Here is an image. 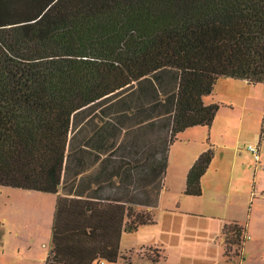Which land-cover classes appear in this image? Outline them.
Segmentation results:
<instances>
[{"label":"trees","instance_id":"obj_1","mask_svg":"<svg viewBox=\"0 0 264 264\" xmlns=\"http://www.w3.org/2000/svg\"><path fill=\"white\" fill-rule=\"evenodd\" d=\"M164 69L178 75L170 138L210 128L217 80L264 83V0H0V188L55 196L44 264H115L122 233L154 223L57 192L72 115ZM212 156L190 167L184 195L200 196ZM222 236L232 264L244 228Z\"/></svg>","mask_w":264,"mask_h":264},{"label":"crops","instance_id":"obj_2","mask_svg":"<svg viewBox=\"0 0 264 264\" xmlns=\"http://www.w3.org/2000/svg\"><path fill=\"white\" fill-rule=\"evenodd\" d=\"M220 83L215 86L225 96L222 106L229 102L230 86L225 83L248 87L244 81ZM177 88L176 71L164 69L108 100L93 102L75 112L57 194L124 206L134 214H155L156 219L160 214L176 218L178 229L165 233L166 241L156 239L150 248L158 256L157 260H148L150 264H227L222 229L229 222L244 228L239 264H264V171L256 169L255 163L243 166L240 159H248L250 153L242 151L239 141L232 138L238 123L231 115L224 120L216 115L210 128L192 127L171 139ZM209 98L203 99L204 104L213 103ZM242 127L240 120L238 136ZM251 141H257L254 145L259 147L264 166V140L258 136ZM209 147L213 156L200 179L201 194L188 197L184 195L186 175ZM238 163L243 176L232 180L230 175ZM217 175L221 178L216 179ZM40 197L45 200L43 207L20 202L15 208L11 221L17 217L19 224L10 236L16 241L17 252L19 247L24 248L26 254H31L29 260L39 257L45 262L56 198L45 194ZM190 218L198 224L187 226ZM0 264L22 263L18 256L1 248Z\"/></svg>","mask_w":264,"mask_h":264},{"label":"rangeland","instance_id":"obj_3","mask_svg":"<svg viewBox=\"0 0 264 264\" xmlns=\"http://www.w3.org/2000/svg\"><path fill=\"white\" fill-rule=\"evenodd\" d=\"M224 80H230L232 82L235 81L233 79H219L217 80L219 83L216 81L217 84L215 83V85L220 86V82H224ZM225 84H229L230 86L229 96L227 98L229 102L226 105H221V103H224L223 100L225 99V96H221V92L218 93L216 86H214L215 89H213V92L209 96V99L213 101L212 104L218 105V111L216 115L219 120H224V117L231 115L234 122L238 123L232 131V138H236L240 143L239 148L242 151H245L247 150V145L257 144V141L254 142L251 140H255L256 137L259 136L264 109V83H257L255 85L248 84V87H245L243 85L242 87L237 88L236 86L238 85L235 83ZM231 91H233L234 93H231ZM240 120H242L243 127L242 133L240 134V136H238V127ZM250 156L251 155H249L248 159H240L243 166H249L251 163H254L252 160L253 158H251L252 156ZM235 167L236 168L232 171V175H230L232 180H236L237 176H243L241 174V165L238 163ZM219 177L221 178L220 175H217L216 179H218ZM232 180L230 181L232 182ZM248 189L249 193L251 194V185L248 186ZM16 192L21 191L3 187L0 188V236L2 233L4 235L2 236L0 249L4 248L5 253L18 256V262L22 264H43L44 261H41L39 257L37 260H29L31 254H26L24 248L19 247L20 252H17V249H15L16 241L12 238V236H10V234L14 235L15 229L19 224L16 219L17 217H14L13 221H11V215H14V212L16 211L15 208L20 205V202L31 206L38 205L40 207H43L45 205V200L40 197L43 194L38 192H21V194H17ZM249 193L248 198L251 199ZM3 218H6V220H3ZM152 218L153 221L156 222L154 226L142 227L135 232H124V234H122L120 241V254L122 258H118V261L115 264H126L128 262H131V264H150L148 260H157L158 256L156 254V251H153L150 248L154 246L153 243H155L156 239H158L159 237L164 238L166 241L165 233L169 231H176L178 229L179 222L176 218H173L171 220L168 217H163V215L161 214L157 217V219L156 215L153 214ZM190 220L191 221L187 223V226L198 224L194 221L195 218H190ZM12 239L15 243L12 242ZM235 250L238 251L236 252V254H233ZM229 251L230 252L228 258H232V260H234V263L232 264H239L241 260V249L239 250L237 247H230ZM24 258H26V260ZM103 263L109 264L104 261ZM227 264L231 263L228 262Z\"/></svg>","mask_w":264,"mask_h":264},{"label":"built area","instance_id":"obj_4","mask_svg":"<svg viewBox=\"0 0 264 264\" xmlns=\"http://www.w3.org/2000/svg\"><path fill=\"white\" fill-rule=\"evenodd\" d=\"M246 149L253 158V161L255 163V168L264 171V166L260 163L259 147L257 145H248ZM99 264H103V263H99Z\"/></svg>","mask_w":264,"mask_h":264}]
</instances>
